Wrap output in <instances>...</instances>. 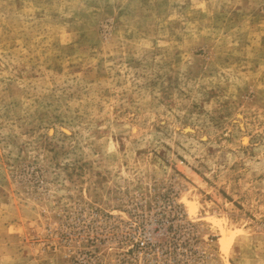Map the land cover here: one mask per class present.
<instances>
[{
    "label": "rangeland",
    "instance_id": "obj_1",
    "mask_svg": "<svg viewBox=\"0 0 264 264\" xmlns=\"http://www.w3.org/2000/svg\"><path fill=\"white\" fill-rule=\"evenodd\" d=\"M0 264H264V0H0Z\"/></svg>",
    "mask_w": 264,
    "mask_h": 264
},
{
    "label": "bare ground",
    "instance_id": "obj_2",
    "mask_svg": "<svg viewBox=\"0 0 264 264\" xmlns=\"http://www.w3.org/2000/svg\"><path fill=\"white\" fill-rule=\"evenodd\" d=\"M192 176H193L194 178H197V176H195L194 174H192ZM223 231H224V230H223ZM223 233H224V235H225V236H224L225 244H226V243H229L230 236H232L231 233L228 232V231H224Z\"/></svg>",
    "mask_w": 264,
    "mask_h": 264
},
{
    "label": "built area",
    "instance_id": "obj_3",
    "mask_svg": "<svg viewBox=\"0 0 264 264\" xmlns=\"http://www.w3.org/2000/svg\"><path fill=\"white\" fill-rule=\"evenodd\" d=\"M141 244H145V241H142Z\"/></svg>",
    "mask_w": 264,
    "mask_h": 264
}]
</instances>
